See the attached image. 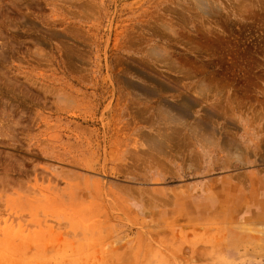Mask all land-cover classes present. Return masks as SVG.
Segmentation results:
<instances>
[{"label":"rangeland","instance_id":"rangeland-1","mask_svg":"<svg viewBox=\"0 0 264 264\" xmlns=\"http://www.w3.org/2000/svg\"><path fill=\"white\" fill-rule=\"evenodd\" d=\"M0 264H264V0H0Z\"/></svg>","mask_w":264,"mask_h":264},{"label":"bare ground","instance_id":"bare-ground-1","mask_svg":"<svg viewBox=\"0 0 264 264\" xmlns=\"http://www.w3.org/2000/svg\"><path fill=\"white\" fill-rule=\"evenodd\" d=\"M182 109H184V108H182ZM181 110V109H180Z\"/></svg>","mask_w":264,"mask_h":264}]
</instances>
